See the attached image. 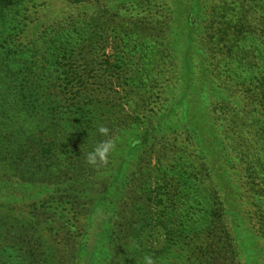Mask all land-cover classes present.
Listing matches in <instances>:
<instances>
[{
  "label": "trees",
  "instance_id": "trees-1",
  "mask_svg": "<svg viewBox=\"0 0 264 264\" xmlns=\"http://www.w3.org/2000/svg\"><path fill=\"white\" fill-rule=\"evenodd\" d=\"M37 117L61 134L40 150L19 141ZM16 119L8 190L124 213L163 237V264H243L250 247L264 264V0H0V131ZM100 126L106 163L40 162L80 137L86 157Z\"/></svg>",
  "mask_w": 264,
  "mask_h": 264
},
{
  "label": "rangeland",
  "instance_id": "rangeland-1",
  "mask_svg": "<svg viewBox=\"0 0 264 264\" xmlns=\"http://www.w3.org/2000/svg\"><path fill=\"white\" fill-rule=\"evenodd\" d=\"M95 88L109 93L113 90L109 86ZM146 102L148 109H151L155 103L153 99H148ZM17 120H10L6 124V129L0 131V150L8 145L6 144L8 141L2 136L3 133L7 136L9 133L15 135L19 132L18 128L24 124ZM54 124L50 118L37 117L30 125H25L28 127L27 132L32 133L28 139L29 143L18 140L27 147H33L35 144L38 150L41 149L42 143L54 144L56 140L53 141V139L61 135L59 130L53 128ZM112 131L114 128L110 131L111 135H113ZM21 135H23L22 131L19 136ZM79 139L74 141L79 143L77 146L72 143L71 146L63 145L68 147V150L67 148L63 150L59 144L53 145L52 153L55 155L52 158L43 155L40 157V162L47 160L48 165L57 162L59 165L68 157L72 159V162H76L75 159L79 160L73 153L76 150L81 151L84 157L80 158L82 165L89 166L83 151V138ZM12 147L16 148L17 145L13 144ZM208 156L207 163H213L214 161H210L213 156ZM3 159L0 157V166L7 162ZM152 159L148 163H151L149 166L153 163ZM145 163H142L143 167ZM0 177L9 176L0 172ZM7 179L13 183L20 182L14 176ZM0 183L3 182L0 181ZM133 183L138 184L136 181ZM153 187L155 186L151 185L150 189L152 190ZM36 191L23 186L13 187L10 191L0 184V264H98L101 254L106 253L111 254L113 258L109 264H143L145 255H150L155 264H163V237L155 236V232L151 231L149 226L139 230H135L128 224L120 227V220L124 213L119 215L117 212L116 214L98 207L83 212L84 210L79 211L75 206L73 208V205L68 204L63 197H56V201L50 202L48 196H44L45 192L39 199L31 198L37 194ZM4 192L11 198L3 194ZM127 195L134 196L136 193ZM41 200L44 201L41 202ZM34 202L39 203L35 205ZM147 204L151 207V203ZM62 207L66 210L62 211ZM241 230L245 233L248 229ZM201 249H204V246ZM249 252H252L254 256L247 257L245 252L241 256L243 264L247 261L250 264L255 262L257 253H254L252 247L249 248ZM74 258L77 259L74 260ZM187 261L188 258L182 257L176 264H187Z\"/></svg>",
  "mask_w": 264,
  "mask_h": 264
},
{
  "label": "clouds",
  "instance_id": "clouds-1",
  "mask_svg": "<svg viewBox=\"0 0 264 264\" xmlns=\"http://www.w3.org/2000/svg\"><path fill=\"white\" fill-rule=\"evenodd\" d=\"M97 132L99 136L104 137V139L98 140L94 144L92 150L86 155L87 164L93 167L106 163L109 156L113 154L116 148V139L110 137L109 128L100 126ZM143 264H155V262L150 255H145L143 257Z\"/></svg>",
  "mask_w": 264,
  "mask_h": 264
}]
</instances>
